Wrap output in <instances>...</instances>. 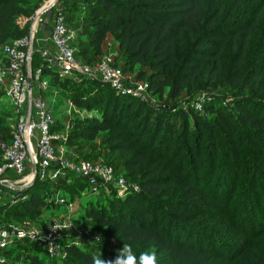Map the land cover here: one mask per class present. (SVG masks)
<instances>
[{
  "label": "trees",
  "instance_id": "obj_1",
  "mask_svg": "<svg viewBox=\"0 0 264 264\" xmlns=\"http://www.w3.org/2000/svg\"><path fill=\"white\" fill-rule=\"evenodd\" d=\"M37 5L38 0H0V48L28 35L27 19ZM63 5L76 30L77 59L99 63L113 53L115 66L133 81L147 83L148 94L162 101L122 95L83 75L43 73L49 87L65 92L64 99L68 89L95 86L90 94L72 98L86 116L79 127L76 110L70 112L67 143L78 132L101 135L107 138V155L119 153L125 160L114 166L67 156L110 165L117 176L123 166L137 189L119 196L110 185L108 193L96 195L87 179L70 170L53 180L37 176L27 187H4L0 223L9 224L6 215L36 218L49 203L61 205L45 197L51 183L64 197L58 184L64 180L71 190L79 191L78 184L90 188L86 214L102 231L94 241L87 239L90 243L73 238L65 244L66 264H92L95 255L113 259L115 241L138 251L154 249L159 264H264V0H75L72 5L63 0ZM83 36L88 47L81 48ZM37 54L34 45V67L41 62ZM205 75L233 99L219 104L218 97L199 98ZM3 119L0 111V139L9 142ZM64 127L55 120L52 131ZM10 195L15 203L13 197L7 200ZM27 243L57 260L29 240L11 246L10 260L13 250ZM26 264L45 261L29 253Z\"/></svg>",
  "mask_w": 264,
  "mask_h": 264
},
{
  "label": "built area",
  "instance_id": "obj_2",
  "mask_svg": "<svg viewBox=\"0 0 264 264\" xmlns=\"http://www.w3.org/2000/svg\"><path fill=\"white\" fill-rule=\"evenodd\" d=\"M46 16L43 19V16ZM49 19L53 20L50 28V38L55 51L38 49L41 62L37 67L32 64L29 52H34L35 38L41 25L47 29ZM29 23L28 35L14 44L2 46L0 49L4 63L0 64V87L13 107L15 124L11 132V140L6 142L0 139V201L7 195L4 187L21 189L31 185L38 176L41 180L56 179L63 170H70L87 179L92 192L99 195L102 190L106 193L109 186L116 188L117 194L123 196L131 189H137L134 184L121 176H117L112 166L102 163H93L88 160L72 161L65 149L68 134H61V130L52 131L55 120L47 110L41 97H34V83L40 90L49 87L48 79L43 77L45 70L54 71L59 78L83 75L92 79H100L108 83L112 89L122 95H132L138 98L148 97V84L127 80L121 68L114 65V54L104 56L99 63L91 67L84 64L75 56L73 42L76 30L69 25L64 12L63 0H38L34 12L27 19ZM32 83V90L29 83ZM149 98V97H148ZM72 107V104H70ZM201 110V104L196 102ZM39 118V122L35 118ZM67 132L71 129L68 121L65 124ZM36 133V134H35ZM33 139L36 140V150ZM55 144L57 146L55 147ZM58 165L54 167V165ZM36 166V177L32 166ZM53 169V172H50ZM13 172L15 179L4 176ZM32 175V179L28 177ZM17 198L13 197L11 203ZM57 202L67 204L64 197ZM59 225L60 228H55ZM69 230L77 235L87 234L82 227H75L69 220H56L45 229L0 223V264H12L7 255L11 246L17 241L29 240L43 246L48 255L55 259L65 258L67 253L62 245V232ZM91 238V237H89Z\"/></svg>",
  "mask_w": 264,
  "mask_h": 264
},
{
  "label": "rangeland",
  "instance_id": "obj_3",
  "mask_svg": "<svg viewBox=\"0 0 264 264\" xmlns=\"http://www.w3.org/2000/svg\"><path fill=\"white\" fill-rule=\"evenodd\" d=\"M74 1L75 0H68L69 5H72ZM45 18L46 16L44 15L43 19ZM48 24L49 26L46 30L42 29L41 27L42 24L39 26V30L35 38V49L36 50H38L40 46H45L51 43L49 42V38H50L49 36L50 28L49 27L53 26V20L49 19ZM260 33L261 34L264 33V21L262 22ZM80 39L82 40L78 42V45H80L81 48L88 47L87 42H86L87 37L83 36V38H80ZM257 40L260 41V37L255 39L254 46L256 45ZM37 58H39V55L37 56ZM227 58H228L227 61H229L230 56H228ZM78 59L84 64L89 65L91 67L95 66L98 63L97 61L96 62L95 61L93 62L84 61L82 57H78ZM0 63H1V54H0ZM208 79H209L208 76L205 75L203 84L201 86L202 90L198 96L199 98L212 99L213 97H218L220 98V101L217 102L219 104L220 102L226 103L233 99L232 97L225 96L227 92L223 87H220L216 83H210ZM127 80L131 81L129 77L127 78ZM93 87L90 86L89 84H86L83 86V89L81 90L78 88H75V89L67 88L68 94L64 99L63 95L65 94V92L62 89H59L56 87L55 88L48 87L45 90H40L38 88L37 83H34V97L35 98L41 97L46 104L47 110L51 113L54 120H60L64 122V125L68 122L67 117H70L71 115L70 112L71 111L74 112V110H76L74 116L78 119L77 120L78 123L80 122V124L78 125L80 127L81 122L83 121V118L86 116V112L83 111V108L76 107L75 104L72 103L73 102L72 98L74 95L81 93V92H84V95L90 94L93 91ZM169 91L170 89H167L165 94L168 95ZM148 97L155 104L162 102V101L156 102V99L152 98L151 95H148ZM178 101H181V100H178ZM71 103L73 104L72 107L70 106ZM180 103L182 105L183 100ZM11 109H12V105L9 99L5 95L2 96L0 94V111L4 117L1 125H2L3 131L5 132L4 136L6 138H10L12 129L15 124V117L12 115L13 111ZM195 109L197 111H201L197 108L196 104H195ZM35 119L37 122H39V118L36 117ZM60 132L61 134L63 133V134L69 135L66 128H63ZM106 139L107 138H103L101 135L98 136L97 138H94L91 136L84 135L81 132H78L72 137V140L65 145V149H66L67 154L75 153L76 155H79L81 159H88L91 161L94 160L97 162H101L104 160V162L108 164H112L114 166L123 165L125 158L121 154L115 153V154L107 155L108 144L106 142ZM33 143H34V149L36 150L37 144H36L35 139H33ZM56 146L57 144H55V147ZM119 170L121 174L120 176L124 177L128 181V183H130V177H129L130 172L126 170L123 166L122 167L120 166ZM50 172H53V169H50ZM10 177L12 179H15V175L10 176ZM29 178L31 179V176ZM77 180L78 179H76L75 182ZM58 184L63 186V190L61 194L66 199H68L67 204L54 205L53 202L49 203V205L44 208L42 214L36 218L26 217L25 215H19L18 217L19 219H16V220L14 219L15 217H12L14 220H11L7 215L3 216L2 218L5 219L6 221H9V223H12L15 225L28 224L29 227H36L39 229H45L47 225L51 223L52 221L69 220L71 223H73L75 227H82L87 231V234L77 235L76 232H70L69 230H64L62 232V242H61L62 245L72 242L73 238H79V240L82 241V244L80 245H84L85 243H87L88 242L87 239H90L91 241H94L95 239H97L98 236H100V234L102 233V231L97 230L95 228L94 222L86 214L87 213L86 208L88 206V203L91 200L90 188L86 186L84 187V185L79 186L80 184L77 183L79 187V191H76V190H71L67 186H65L66 184L64 180H60ZM54 187H55L54 183H51L49 185L48 188H49L50 194L45 197L46 201H50V199L52 198L57 200L59 199V197H61L56 194L55 192L56 190ZM5 192L7 193V191ZM12 197L13 195H10L7 198V200H10ZM114 243L116 244V250H115L116 252L118 249L122 248L123 245L125 244L123 242H116V241ZM29 253L39 254L41 257L44 258L45 264H66L68 263L67 261H65L66 257L57 259L55 261L49 260L48 257L41 251L39 247L37 248V246L28 245L27 243V245L26 244L19 245L13 250L12 255H11L12 264H26Z\"/></svg>",
  "mask_w": 264,
  "mask_h": 264
},
{
  "label": "clouds",
  "instance_id": "obj_4",
  "mask_svg": "<svg viewBox=\"0 0 264 264\" xmlns=\"http://www.w3.org/2000/svg\"><path fill=\"white\" fill-rule=\"evenodd\" d=\"M55 228H60L55 225ZM92 264H159L158 254L154 249L134 250L131 244H124L118 249L113 259L106 260L101 255L92 257Z\"/></svg>",
  "mask_w": 264,
  "mask_h": 264
},
{
  "label": "crops",
  "instance_id": "obj_5",
  "mask_svg": "<svg viewBox=\"0 0 264 264\" xmlns=\"http://www.w3.org/2000/svg\"><path fill=\"white\" fill-rule=\"evenodd\" d=\"M42 27V26H41ZM42 29H45V28H43L42 27ZM46 30V29H45ZM50 35H51V33H50ZM49 35V36H50ZM49 42H51V43H49ZM49 44H47V45H45V46H40L39 47V50L40 49H49V50H51V51H55V46H54V44H53V42H52V40L49 38ZM4 176H8L7 174L6 175H4ZM8 177H10V176H8Z\"/></svg>",
  "mask_w": 264,
  "mask_h": 264
},
{
  "label": "water",
  "instance_id": "obj_6",
  "mask_svg": "<svg viewBox=\"0 0 264 264\" xmlns=\"http://www.w3.org/2000/svg\"><path fill=\"white\" fill-rule=\"evenodd\" d=\"M31 57H32V51L29 52V58H31ZM29 89L32 90V83H31V81L29 83ZM32 168H33V175H34V177H36V174H37L36 166L33 165Z\"/></svg>",
  "mask_w": 264,
  "mask_h": 264
},
{
  "label": "bare ground",
  "instance_id": "obj_7",
  "mask_svg": "<svg viewBox=\"0 0 264 264\" xmlns=\"http://www.w3.org/2000/svg\"><path fill=\"white\" fill-rule=\"evenodd\" d=\"M30 176H31V179H32V175H30ZM30 176H29V177H30ZM29 177H28V180H31Z\"/></svg>",
  "mask_w": 264,
  "mask_h": 264
}]
</instances>
